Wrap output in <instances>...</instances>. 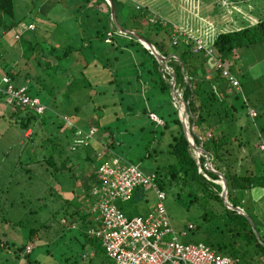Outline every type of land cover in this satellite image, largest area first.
I'll use <instances>...</instances> for the list:
<instances>
[{
    "label": "trees",
    "instance_id": "obj_1",
    "mask_svg": "<svg viewBox=\"0 0 264 264\" xmlns=\"http://www.w3.org/2000/svg\"><path fill=\"white\" fill-rule=\"evenodd\" d=\"M112 1L118 24L142 35L161 55H170L167 61L159 63L140 41L119 32L109 21L110 6L106 0H83L86 15L91 17L86 18L88 22L85 27H79L82 36H79V39L74 38L76 36H68L65 46L58 48L51 43L45 46V50L39 45V39H34L32 35L33 38L24 39L27 32L33 31L35 27L29 29L27 25L28 29L20 28L22 20L14 18V0H0V38L12 32V36L18 34L21 37L24 46V50L15 55L20 69L15 71L9 62L4 61V74L1 76H8L16 86L26 85L27 93L38 97L45 106L44 111L38 113L33 108L7 102L5 94L0 93V99L12 106L11 114L15 118L13 123L21 128L23 134L30 130V133L24 136V146L28 141L38 147L51 144L54 151L48 160L43 155L45 163L54 167L56 172L71 171L74 164L70 157L61 155L63 141L68 144L71 152H85L84 157L90 164L97 159L103 147L99 142H94L96 145L92 142L93 144L87 147L71 149L73 128L65 127L63 119L56 125L55 133L51 131L47 123L52 125L54 117L62 118V115H67L72 119L67 113L68 104L78 111L81 105L86 104L84 97H87L91 106L87 104L85 108H90L91 112H102L106 107L118 104V110L121 112H112L116 118H120L123 113L134 117L137 113L146 115L149 119L147 127L150 139L157 143L163 142L164 149L154 146L145 156H154L163 151L171 156V161L157 165L151 170L157 176L158 186L165 191L166 198L173 197L200 219L198 223L189 220L188 223H191L192 227L186 236L191 237L183 242H199L201 240L193 241L194 235H202V242L216 253L230 256L234 260L233 264H264V211L260 209V215L257 214L254 212L255 205H250L248 198L245 199L246 194L255 187L264 191V148L261 147L264 144V81H259L264 75L258 79L242 80L246 76L243 70L237 68L235 62H230L231 58L236 57L238 48L264 44V18L243 28H236L229 20L224 21L225 29L215 35H206L205 45L213 47L215 54L237 76L240 89H235L203 51H194L192 44H186L180 38L173 43V37L179 33L180 26L170 21L163 22L160 15L150 11L147 3L136 7L127 0ZM97 4L100 8L96 7ZM93 7L96 12L92 10ZM54 25V31L60 29L57 28L60 24L55 20ZM197 35L199 33L195 32L192 36L198 37ZM200 35H203V32ZM107 39L110 41H106ZM49 57L56 59V64L49 62ZM27 65L30 71L23 76L21 72ZM173 74L174 89L181 90V99L186 103L191 126L189 131L195 145L204 150L198 157L190 147L177 106L172 101L170 81ZM102 77L107 82L99 87L97 84L100 83H96V80ZM15 81L22 83L16 84ZM41 92L45 96H40ZM68 92H78L79 97L74 96L73 101L67 103L68 97L65 95ZM85 92L88 95L84 96ZM89 94L97 97L90 98ZM135 98L142 103L139 109L135 107ZM77 101H80V104H77ZM250 108L256 111L254 117L248 113ZM150 113L156 114L162 123L152 120ZM81 120L87 124L78 125L80 127L93 125L98 128L99 134L107 132L112 135L111 127L102 126L100 118ZM61 128H64L63 134L59 133ZM140 128H144V125ZM43 129L48 131V134L39 141V133ZM112 136L108 145L109 152L104 154L105 158L119 155L115 153L116 138ZM96 137L99 136L96 134ZM206 152L211 169L205 165ZM56 156L62 157L59 163L54 160ZM97 166L85 175V179L80 178L83 179L81 183L85 194L89 195L91 188L99 182L95 173ZM217 172L226 178L228 202L241 207L249 215L258 236L244 215L225 206L220 196L222 185L216 182L220 179ZM144 194L143 189L137 188L133 198L144 197ZM74 222H81L87 231L93 223V217H89L88 212L81 215L79 210H75L70 219L62 221L69 227ZM42 225L47 226L46 221ZM36 230L31 228L25 241L19 245L0 238V253L9 248L17 258L23 254L26 258L24 264H31L28 259L30 251L26 252L25 248L35 239ZM84 239L82 244L89 245L96 238L85 232ZM93 246L95 256L103 255L96 264H110L101 244ZM95 256L88 257L90 261L84 264H91Z\"/></svg>",
    "mask_w": 264,
    "mask_h": 264
},
{
    "label": "rangeland",
    "instance_id": "obj_2",
    "mask_svg": "<svg viewBox=\"0 0 264 264\" xmlns=\"http://www.w3.org/2000/svg\"><path fill=\"white\" fill-rule=\"evenodd\" d=\"M127 1L136 7H142V4L147 3L151 12H156V15L159 16L160 14L162 16L159 17L162 18L163 22H174L177 26H181L182 24L185 27L190 26L194 28L198 26L206 29L208 21H210L209 24L211 25L215 24L216 19L204 16V11L205 13L214 12V7H218L222 9V11H224V9L229 11L233 16L232 23L236 25L235 27L243 28L245 25L251 24L252 20L251 15H245L246 11H240L239 8L233 7L232 5L228 8V3H230L229 0H195L196 2L198 1V5L195 6V14L197 15L198 12L202 11V16L209 19L208 21L202 19L198 21L199 24L195 22V17L186 11V7H188L187 5L190 0ZM177 1L181 3L176 4ZM14 2V18L22 20L20 28L28 29L26 26L30 22L33 23V27H35H32L33 31L27 32L26 38L24 39L28 40L33 37L34 39H39V45L41 44V48H44V50L46 49L45 46H49L51 43L58 46V48L65 46L67 43L65 39L68 36H76L74 38L79 39V36H82L79 27H85L88 22L86 18L91 17L86 15V8L82 5L85 3L83 0H14ZM93 2L95 3V1ZM96 7L100 8L98 4ZM94 8L95 7H93L92 10L96 12L97 10ZM101 8L106 11L104 6ZM251 8V12L254 15L261 17L264 14V0L252 1ZM126 13L127 10L125 9L124 14ZM151 19L153 20L154 18L151 17ZM222 19L220 20L222 21ZM54 20L60 24V26L57 27L60 29L57 31L53 30L55 26ZM93 24L94 23H91V25ZM213 28L214 26H211V30ZM185 32L189 36L195 33L193 31ZM198 32L201 34L200 30ZM9 34L11 35L13 33L9 32ZM188 35L184 36V39H187ZM199 38L204 41L202 36ZM18 42V38L15 37V35L13 37L8 35L4 38H0V77L4 74L2 69L4 61H7V63L9 62L13 70L18 71V69H20V66H17L18 59L15 55L20 54L24 50V46H19ZM212 51L215 53L213 47ZM235 56V58L230 59V62L232 64L235 62L234 64L236 67H239L241 71L243 70L246 76L243 77L242 80L246 81L251 78L258 79L264 75V44L240 47ZM125 58L127 60V57ZM47 59L49 62H52V64H56V59L53 57ZM29 71L27 65L21 74L26 76ZM26 78L27 77H25V81L27 80ZM259 81H264V78H260ZM106 82L107 80L103 79V77L102 79L98 78V80H96V83H100L97 84L99 87ZM15 83L19 84L22 83V81H15ZM21 85L24 84H19L18 86ZM176 91L177 94H172V101L173 104L177 106L179 112L182 108V103L179 102L178 97L181 90ZM90 94V98L97 97L95 95L90 96ZM86 95H88L87 92L84 93V96ZM40 96L45 95L41 92ZM65 96L68 97L66 102L69 103L73 101L74 96L79 97V93L74 92V94H70L68 92ZM84 98L85 105L88 104L91 106L87 97ZM82 100L83 98L81 96L80 101ZM135 100L137 99L135 98ZM80 101L76 103L80 104ZM61 103L63 105V102ZM85 105H81L78 111H75L73 105L68 104L67 113L72 116V119H70L71 122L75 125L84 126L87 123L82 121L81 118L86 120L100 118L101 125L110 126L113 135L111 136L116 138L115 153H118L119 156H122L126 161L138 164V166L146 172L153 171L157 165L171 161V156L164 151L154 156H145L148 150L152 149L154 146H159L160 149H164L163 142L157 143L150 139L147 127L149 119L146 115H139L137 113V116L134 117V115L122 112L123 114H121L120 118H116L112 112L114 110L121 112L118 110V104H116L117 106L110 105V107H106L102 112H91L90 108H85ZM139 105H142V103L137 100L135 107L139 109ZM121 107L123 108L124 105ZM11 108L12 106L9 103H6L2 98L0 99V238L3 240L6 239L8 242H12L15 245H19L25 241L30 229L36 228L35 239L27 245L30 247L28 259H30L31 264L87 263L90 261L88 257L95 256V253H93V245H100V240L96 238L93 239L89 245H83L86 227L81 222H74V224L69 227L62 223V221L64 222L66 218L70 219L75 210H79L81 215L88 212L89 217L95 216V211L91 209L94 199L90 194H85L82 189L83 184L81 180L85 179V175L99 164L101 158L105 159L106 155L104 154H108V145L112 138L107 132H102L100 134L99 131L97 132L99 136L97 137L99 140L98 142L103 147L101 151L103 157L100 158L97 156V159H94L92 164L85 159V152H82V150L80 152H71L68 144L63 141V151L61 155L62 157L69 156L74 166L71 171L56 172L54 167L48 166L43 160L45 158L44 156H46V160H48L47 158L53 153L54 147H52L51 144L38 147L35 143L30 141L26 142V146H24V136L29 134L30 130L23 134L21 128L13 123L15 118L11 114ZM61 119L63 118L56 116L53 118L54 123L52 125L49 122L47 123L52 132L56 131V125L61 123ZM141 125H144V128L141 129ZM188 125L190 126L189 121ZM63 130L64 128H61L59 133L63 134ZM45 134H48V131L44 129L40 131V136L38 137L39 141L44 139ZM94 145H96V143H94ZM61 158H57L56 156L54 160L59 163ZM68 162H70V160ZM68 165H70V163H68ZM209 168H211L210 163ZM217 181L221 182L220 179L216 180V182ZM89 182L92 183V181ZM254 189L261 191L259 187H255ZM143 191L145 192L144 197L133 198V193L128 200L117 201L118 206L127 217L131 218L137 215L145 216L154 208L157 202L154 192L150 187H144ZM246 195L245 199L248 198L250 205L258 204L256 207L264 211V195L258 200L254 199L252 190ZM164 204L168 211L171 225L178 232L188 224L189 220H194L197 223L200 221L196 214H191V211H187L186 208L173 197H167L164 200ZM45 221L47 226L42 225ZM187 236L183 237L182 241H188V238L191 236L188 238ZM194 236L195 239H193V241H204L202 235ZM102 256V254H97L94 257L95 259H93L94 262L92 261L91 264L99 262ZM25 261L26 258L23 254L17 258L9 248L0 253V264H24Z\"/></svg>",
    "mask_w": 264,
    "mask_h": 264
},
{
    "label": "built area",
    "instance_id": "obj_3",
    "mask_svg": "<svg viewBox=\"0 0 264 264\" xmlns=\"http://www.w3.org/2000/svg\"><path fill=\"white\" fill-rule=\"evenodd\" d=\"M32 28L33 24H28ZM110 35V33H108ZM183 29L173 37V43L180 38L186 44H192L194 51H203L220 69L221 75L235 89H240L237 76L230 70L213 51L206 46L199 37L189 36L184 39ZM19 37V35H15ZM108 41L110 39H107ZM0 93L5 94L9 103L33 108L38 113L44 111L38 97L27 93L26 85L16 86L8 76L0 78ZM251 117L256 115L252 108L248 109ZM150 118L161 124L162 121L154 113ZM66 127L73 128V143L71 149L87 147L92 142H98L96 134L98 128H87L73 124L67 115H62ZM264 148V144L261 145ZM103 157V153L98 155ZM99 180L90 194L94 199L91 209L95 211L93 223L87 228V234L98 238L110 264H233L234 260L228 255L213 251L206 243L183 242L188 230L192 227L188 223L181 231H176L171 225L170 217L164 200L166 193L157 183V176L152 171L142 170L138 164L126 161L122 156L113 155L100 160L96 168ZM150 187L156 197L154 208L145 216L127 217L118 206V200H128L137 188ZM30 251L27 246L26 252Z\"/></svg>",
    "mask_w": 264,
    "mask_h": 264
},
{
    "label": "water",
    "instance_id": "obj_4",
    "mask_svg": "<svg viewBox=\"0 0 264 264\" xmlns=\"http://www.w3.org/2000/svg\"><path fill=\"white\" fill-rule=\"evenodd\" d=\"M106 1H107V3L110 6L109 21H110V23L112 25L117 27L118 31H120L122 33H125V34H128L131 37H134L136 40L140 41V43L143 44L144 47H146L150 51V53H152L156 57V59L159 61V63H161L162 61H167L169 59L170 55H168V56L161 55L157 51V49L154 47V45H152V43L147 41L142 35L134 32L132 30H128V29L122 28L118 24V22L116 20L115 5H114L113 1L112 0H106ZM179 64L181 66V71H183V67H182L181 61H179ZM185 79L187 81L186 77H185ZM174 85H175V75L173 74L172 79L170 81V89H171V93L172 94L173 93L177 94V91L174 89ZM178 97H179V102L182 103V108L178 112V114H179V117H180V120H181V123H182L183 131H184V133H185V135H186V137H187V139L189 141L190 147L197 154V155L196 154L195 155L198 157L201 153L204 152V150L202 149L201 146H196L195 143H194L193 137H192V135H191V133L189 131V127L190 126L188 125V121H187L188 120V114H187V109H186V103H185V101H183L181 99L180 95H178ZM204 155H205V157L207 159V162L205 163V165L207 166V168H209V162H208L209 157H208L207 152ZM217 174L219 175V178L221 180V182H219L222 185V190H221L220 196H221L225 206L230 208V209L235 210L237 213H240V214L244 215L248 219V221H249V223H250L255 235L258 236L257 231H256L255 226H254V223H253L252 219L249 217V215L241 207L234 206V205H232L231 203L228 202V200H227V181H226V178L220 172H217Z\"/></svg>",
    "mask_w": 264,
    "mask_h": 264
},
{
    "label": "crops",
    "instance_id": "obj_5",
    "mask_svg": "<svg viewBox=\"0 0 264 264\" xmlns=\"http://www.w3.org/2000/svg\"><path fill=\"white\" fill-rule=\"evenodd\" d=\"M192 1H193V3H192ZM230 1V3H228L229 5H228V8H230L231 7V5L234 7H236V8H239L240 9V11H242V10H244V11H246L245 12V15H251V18H252V20H251V18H250V20H251V22H256V21H258V20H260V19H262V18H264V14L260 17V16H256V15H254L251 11V2L252 1H256V0H229ZM140 3V2H139ZM178 3H181L180 1H177V3L176 4H178ZM219 4V3H218ZM196 5H198V1L196 2L195 0H190L189 2H188V7H186V11H188V13L189 14H191V15H193L194 17H195V22L196 23H198V21H201L202 19H205V20H209V19H207V17L206 18H204V16H208V17H213V18H215L216 19V21H215V24H209L210 23V21H208V25H207V28L206 29H203V28H200V27H194V28H191L190 26H187V27H185V26H183L182 24H181V29H183V30H185V31H193V32H196V33H199L198 31L200 30L201 31V33H202V30H203V35H200V33H199V35H197V36H202L203 38H204V40H206V35H209V36H211V35H215V34H218L221 30H223V29H225L226 28V26L225 25H223V22L224 21H230L231 23H232V18H233V16H232V14H230V12L229 11H227L226 9H224V11H222V9H219L218 7H214V12H206L205 13V11H204V16H202V11H200V12H198V14L196 15L195 14V6ZM253 7V6H252ZM197 9H198V7H197ZM197 9H196V11H197ZM156 13V12H155ZM160 15V14H159ZM161 16V15H160ZM162 17V16H161ZM223 18V19H222ZM244 18V17H243ZM220 19H222V21L220 20ZM30 24V23H29ZM199 24V23H198ZM233 24V23H232ZM234 25V24H233ZM211 26H214V28L211 30ZM234 26H236V25H234ZM246 26V25H245ZM236 28H241V27H236ZM188 29H190V30H188ZM214 30V31H213ZM8 36V35H7ZM10 37H13L12 36V34L11 35H9ZM5 36H3L2 38H4ZM20 38L21 37H18V43H19V46H21L22 47V44H21V40H20ZM206 42V41H205ZM254 189V188H253ZM252 189V194H253V196H254V199L255 200H258V199H260L261 198V196L263 197V195H264V191H263V189H261V191H258L257 189H254L253 190ZM253 205H255V211L254 212H256L257 214H259V212H260V208H258V207H256L258 204H253ZM260 215V214H259ZM91 254H93V253H91Z\"/></svg>",
    "mask_w": 264,
    "mask_h": 264
}]
</instances>
